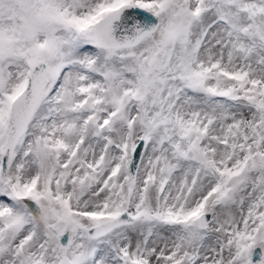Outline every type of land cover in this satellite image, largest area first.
<instances>
[{
  "label": "snow or ice",
  "instance_id": "1",
  "mask_svg": "<svg viewBox=\"0 0 264 264\" xmlns=\"http://www.w3.org/2000/svg\"><path fill=\"white\" fill-rule=\"evenodd\" d=\"M0 264H264V0H0Z\"/></svg>",
  "mask_w": 264,
  "mask_h": 264
}]
</instances>
